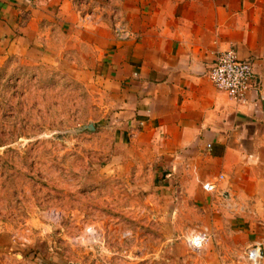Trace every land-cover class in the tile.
Here are the masks:
<instances>
[{
  "label": "crops",
  "instance_id": "crops-1",
  "mask_svg": "<svg viewBox=\"0 0 264 264\" xmlns=\"http://www.w3.org/2000/svg\"><path fill=\"white\" fill-rule=\"evenodd\" d=\"M89 1L83 20L78 0H0V66L13 56L51 63L98 90L102 135L135 161L169 166L150 192L153 235L169 242L175 227L203 224L212 242L200 261L242 264L264 241V0ZM229 49L254 65L243 101L209 78ZM185 249L168 246L166 263L184 264Z\"/></svg>",
  "mask_w": 264,
  "mask_h": 264
},
{
  "label": "rangeland",
  "instance_id": "rangeland-1",
  "mask_svg": "<svg viewBox=\"0 0 264 264\" xmlns=\"http://www.w3.org/2000/svg\"><path fill=\"white\" fill-rule=\"evenodd\" d=\"M29 64L13 56L0 66V264H167L176 244L184 264L200 261L212 240L192 252L187 238L206 225L177 226L169 242L151 231L150 192L167 181V163L135 161L102 135L98 90Z\"/></svg>",
  "mask_w": 264,
  "mask_h": 264
},
{
  "label": "built area",
  "instance_id": "built-area-1",
  "mask_svg": "<svg viewBox=\"0 0 264 264\" xmlns=\"http://www.w3.org/2000/svg\"><path fill=\"white\" fill-rule=\"evenodd\" d=\"M89 2V0H78L83 20L91 19L92 12L85 10V6ZM113 29L115 35L120 39H127L131 35L127 27L120 22L114 21ZM209 78L218 90L225 92L234 100L243 101L247 93L254 87V65L250 60L239 58L234 49H229L217 55L216 64L210 71ZM216 187V183L204 184V189L208 192H214ZM96 234L97 232L93 230L89 232L90 237H94ZM209 241V231L201 229L187 238V246L192 252H199L203 245ZM245 259L247 264H264V241H257L250 246L245 253ZM195 264L204 263L197 261Z\"/></svg>",
  "mask_w": 264,
  "mask_h": 264
}]
</instances>
